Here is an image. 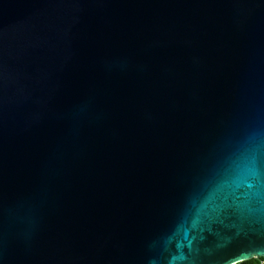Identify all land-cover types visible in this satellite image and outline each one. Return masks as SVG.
<instances>
[{
  "label": "water",
  "instance_id": "1",
  "mask_svg": "<svg viewBox=\"0 0 264 264\" xmlns=\"http://www.w3.org/2000/svg\"><path fill=\"white\" fill-rule=\"evenodd\" d=\"M264 258V0H0V264Z\"/></svg>",
  "mask_w": 264,
  "mask_h": 264
},
{
  "label": "trees",
  "instance_id": "2",
  "mask_svg": "<svg viewBox=\"0 0 264 264\" xmlns=\"http://www.w3.org/2000/svg\"><path fill=\"white\" fill-rule=\"evenodd\" d=\"M264 261V258H253L238 264H261Z\"/></svg>",
  "mask_w": 264,
  "mask_h": 264
},
{
  "label": "rangeland",
  "instance_id": "3",
  "mask_svg": "<svg viewBox=\"0 0 264 264\" xmlns=\"http://www.w3.org/2000/svg\"><path fill=\"white\" fill-rule=\"evenodd\" d=\"M261 264H264V261H263V262H261Z\"/></svg>",
  "mask_w": 264,
  "mask_h": 264
}]
</instances>
